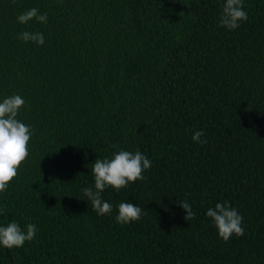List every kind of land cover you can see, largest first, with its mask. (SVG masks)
<instances>
[{
  "label": "trees",
  "instance_id": "1",
  "mask_svg": "<svg viewBox=\"0 0 264 264\" xmlns=\"http://www.w3.org/2000/svg\"><path fill=\"white\" fill-rule=\"evenodd\" d=\"M220 2L0 0V96L24 98L17 119L33 133L0 221L38 228L0 264H264V0H243L233 30L218 26ZM32 7L46 24L16 22ZM119 149L152 162L101 194L142 209L123 225L82 193L94 160ZM217 201L243 234L218 237L204 215Z\"/></svg>",
  "mask_w": 264,
  "mask_h": 264
},
{
  "label": "clouds",
  "instance_id": "2",
  "mask_svg": "<svg viewBox=\"0 0 264 264\" xmlns=\"http://www.w3.org/2000/svg\"><path fill=\"white\" fill-rule=\"evenodd\" d=\"M33 19L46 24L47 14L32 7L15 17L16 22L21 25ZM246 19L247 12L244 10L243 0H221L218 26L233 30ZM17 38L37 45L44 43V35L38 31H21ZM24 103V98L19 94L0 96V193L7 189L8 182L16 176L20 163L28 156L27 143L33 134L31 125L17 119ZM202 135V130H196L192 133L191 139L196 143H204V140L199 139ZM151 163L139 149L134 151L119 149L113 151L110 156L96 158L91 167L92 185L82 189L83 196L87 198L96 215H110L115 208L113 216L115 223L123 225L138 220L142 213L139 205L128 200L113 205L101 194L106 188L119 191L129 183L143 179V172ZM179 205L185 212V220L194 215L187 201H181ZM2 214L3 209L0 208V215ZM204 215L215 228L218 237L224 241L230 236H239L244 232L242 215L227 201H217L214 206L205 209ZM37 232L36 224L31 222H26L22 229L15 220L0 221V249L20 248L25 241H32Z\"/></svg>",
  "mask_w": 264,
  "mask_h": 264
}]
</instances>
